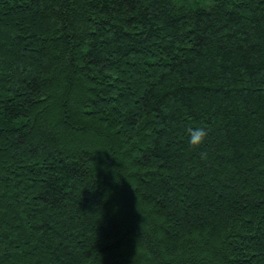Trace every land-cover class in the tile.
<instances>
[{
    "label": "trees",
    "instance_id": "1",
    "mask_svg": "<svg viewBox=\"0 0 264 264\" xmlns=\"http://www.w3.org/2000/svg\"><path fill=\"white\" fill-rule=\"evenodd\" d=\"M0 264H264V0H0Z\"/></svg>",
    "mask_w": 264,
    "mask_h": 264
},
{
    "label": "clouds",
    "instance_id": "2",
    "mask_svg": "<svg viewBox=\"0 0 264 264\" xmlns=\"http://www.w3.org/2000/svg\"><path fill=\"white\" fill-rule=\"evenodd\" d=\"M207 136H208V131H207L206 128H204L202 126H198L197 125V126H194V127H190L188 129V141L193 147H197V146H200L203 143H205V141L207 139ZM116 171L119 174L123 175V173L120 172L119 169L116 170ZM119 174H117L116 176H120Z\"/></svg>",
    "mask_w": 264,
    "mask_h": 264
}]
</instances>
